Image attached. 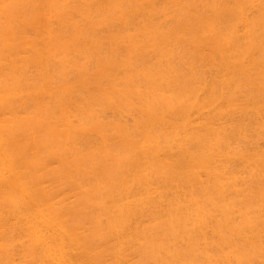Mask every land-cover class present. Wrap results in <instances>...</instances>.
Wrapping results in <instances>:
<instances>
[{"label": "bare ground", "instance_id": "bare-ground-1", "mask_svg": "<svg viewBox=\"0 0 264 264\" xmlns=\"http://www.w3.org/2000/svg\"><path fill=\"white\" fill-rule=\"evenodd\" d=\"M0 264H264V0H0Z\"/></svg>", "mask_w": 264, "mask_h": 264}]
</instances>
